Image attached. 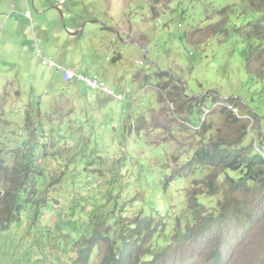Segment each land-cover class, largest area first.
<instances>
[{
  "label": "rangeland",
  "instance_id": "rangeland-1",
  "mask_svg": "<svg viewBox=\"0 0 264 264\" xmlns=\"http://www.w3.org/2000/svg\"><path fill=\"white\" fill-rule=\"evenodd\" d=\"M260 19L258 0H0V221L15 188L24 203L0 264H108L126 238L137 263L264 264V178L235 189L239 170L188 166L203 141L264 154V41L247 56L244 39ZM50 59L107 91L80 80L46 116L76 83Z\"/></svg>",
  "mask_w": 264,
  "mask_h": 264
},
{
  "label": "trees",
  "instance_id": "trees-1",
  "mask_svg": "<svg viewBox=\"0 0 264 264\" xmlns=\"http://www.w3.org/2000/svg\"><path fill=\"white\" fill-rule=\"evenodd\" d=\"M256 0H251V2L255 3ZM258 2L263 7L264 0H258ZM257 11H261V7L256 9ZM250 22L249 24H247ZM258 22H264V19H260ZM241 28L238 27L237 30H239V33L241 31H244L245 29H250V33L253 32L255 27H252L250 24H252L251 18H248L245 22L242 21ZM237 30H235L237 32ZM238 35H241L239 34ZM242 37V35H241ZM248 37V38H247ZM256 40V42H259L257 45V48H260L261 42L264 41V37L261 36H246L244 35L245 42L247 44L248 49H246L245 53L247 56H251L253 54V51H255V43L251 44V39ZM264 53V48L260 49L258 51L257 58H260ZM253 74L257 75L256 72H252ZM239 142H232L230 144H222L221 142H214L210 145H205L204 141L203 143L198 145V148L194 151V159L190 161L189 165H224L226 168L231 170H239L240 175L237 180H234L235 189H242L247 186L250 183H258L264 178V154H261L259 152H256L254 154H251L250 152H243L242 149H236ZM208 144V143H207ZM28 172H26L27 175ZM29 174V173H28ZM21 190L15 188L12 192V195L10 198H8L7 203L8 205H11L10 211L7 214V217L0 221V230L7 228L12 221L18 220L21 215V211L24 208L23 201L20 200V194ZM34 194V189L31 190L29 193V196ZM195 197H192V202L195 207H197L196 203H199V193H194ZM196 198V199H195ZM28 201V200H27ZM9 207V206H8ZM240 210V209H239ZM236 209L234 213L230 214L232 216H235L237 218H240V211ZM196 218L199 219L201 216V210L200 212L198 210L195 211ZM229 211L228 208L224 207V211L217 215L213 212L208 213L207 218L208 221H216L219 218H228L229 217ZM250 216V214H248ZM151 226V219H140L139 221L134 222L129 226V229L134 233L135 235L140 234V230L143 227ZM194 227H190L187 229L185 233H181L179 235L180 241H189L193 238L194 235ZM126 240L123 249L119 253H109L104 256V261L108 264H158L161 260H163V256L160 255V253L152 254L150 255L148 260H142L137 263V259L133 258L134 255V244L129 242V238H126ZM139 249L142 248V245H139ZM217 258L221 257V249L216 248ZM162 258V259H161ZM217 263H220L218 261Z\"/></svg>",
  "mask_w": 264,
  "mask_h": 264
},
{
  "label": "built area",
  "instance_id": "built-area-1",
  "mask_svg": "<svg viewBox=\"0 0 264 264\" xmlns=\"http://www.w3.org/2000/svg\"><path fill=\"white\" fill-rule=\"evenodd\" d=\"M49 65L53 68H56L58 71H61L63 80L65 82H71L73 80H79V81L81 80L84 81L91 88H97L107 91V88L105 87V83L101 81L97 76L91 77L83 73H76L74 72L73 69L61 65L55 62L53 59L49 60Z\"/></svg>",
  "mask_w": 264,
  "mask_h": 264
},
{
  "label": "crops",
  "instance_id": "crops-1",
  "mask_svg": "<svg viewBox=\"0 0 264 264\" xmlns=\"http://www.w3.org/2000/svg\"><path fill=\"white\" fill-rule=\"evenodd\" d=\"M79 30V29H78ZM77 31V30H76ZM60 64V63H59ZM62 65V64H61ZM64 66V65H63ZM65 67H68V68H71L73 69L72 67H69V66H65ZM74 70V69H73ZM74 72H76L74 70ZM76 73H81V72H76ZM79 80H74V81H71V82H65L63 80V77H62V73L60 75V78H59V81L58 82H61V87H71V85L74 83V82H78ZM75 83V87H71L72 90H69V91H62L59 89L58 87V92H56L54 95H51L50 99H49V111L46 113L47 115L46 116H49V114L51 113V115L59 118V119H63L65 117V115H62L61 112H58L57 110L56 111H52V105L53 104H56V106H60V104L62 105V102H64V100H67L68 98H75V94L74 93H77L79 90L78 88V83L76 84ZM50 115V116H51ZM44 129V128H43Z\"/></svg>",
  "mask_w": 264,
  "mask_h": 264
},
{
  "label": "water",
  "instance_id": "water-1",
  "mask_svg": "<svg viewBox=\"0 0 264 264\" xmlns=\"http://www.w3.org/2000/svg\"><path fill=\"white\" fill-rule=\"evenodd\" d=\"M68 31H69V33H72V34H77V33H79L80 29H79V30H77V31H71L70 29H68Z\"/></svg>",
  "mask_w": 264,
  "mask_h": 264
}]
</instances>
